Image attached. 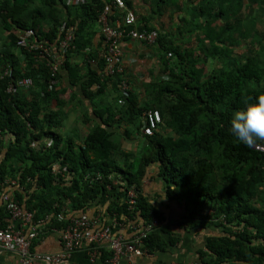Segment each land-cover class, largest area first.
Returning a JSON list of instances; mask_svg holds the SVG:
<instances>
[{"label":"trees","instance_id":"1","mask_svg":"<svg viewBox=\"0 0 264 264\" xmlns=\"http://www.w3.org/2000/svg\"><path fill=\"white\" fill-rule=\"evenodd\" d=\"M108 3L87 0L69 7L62 6V0H0V195L11 193L35 222H45L48 228L64 227L66 223L57 222L58 214H84L94 203L103 208V218L140 224L157 217L162 222L140 192L149 168L155 167L167 197L186 209L182 225L223 229L222 236L206 239L202 264H264V154L229 132L243 100L264 93L262 63L248 58L208 75L196 67L192 50L174 46L169 35L159 34L158 60L166 75L148 84L147 103L138 105L129 91L123 106L116 101L115 110L99 109L96 100L118 80L105 75L104 59L90 46L97 17ZM62 25L74 27L63 61L70 88L60 86L59 73L53 85L44 58L17 45L20 34L29 42L53 44ZM78 54L81 63L73 64ZM26 78L32 82L28 89L17 85ZM10 85L12 93L7 92ZM84 99L92 103L102 126L95 124L76 145L63 138L59 128L64 108L73 103L83 107ZM148 109L161 115L158 131L152 136L140 133L144 145L135 155L125 153L122 139L114 140L106 129L125 126L122 133L128 138L131 130L140 132L142 113ZM117 155L123 158L121 165L113 159ZM9 179L15 185L5 183ZM131 187L139 191L132 211L125 200ZM0 214L9 219L4 208ZM163 232L160 226L144 240L148 253L166 249Z\"/></svg>","mask_w":264,"mask_h":264},{"label":"crops","instance_id":"2","mask_svg":"<svg viewBox=\"0 0 264 264\" xmlns=\"http://www.w3.org/2000/svg\"><path fill=\"white\" fill-rule=\"evenodd\" d=\"M126 2L136 14V28L151 29L150 31H156L158 36L167 34L174 46L192 50L194 59L197 61L196 67L205 74L210 75L217 70L229 68L233 63L245 62L248 58H256L264 67V0H126ZM120 17V13L110 12L112 24L117 19L120 20ZM92 32L90 46L94 53L98 54L96 57L102 58L105 45L97 23ZM156 42L147 45L125 38L121 45L122 62L129 83V91L136 96L140 106L147 103L145 91L148 84L166 75L161 73L163 67L158 60L160 54ZM86 51H89L88 48L84 52ZM81 60L78 54L72 58V63L79 64ZM92 66L95 68L96 62ZM81 67L85 68L83 64ZM59 75L60 86L70 88L68 72L63 66L59 70ZM113 81L115 86L111 82L104 96L96 100L100 105L99 109L115 110L117 108L115 103L119 98L116 87L118 81L117 79ZM76 90L78 91V88ZM83 102V107L73 103L64 108L65 115L59 128L62 137L71 138L76 145L83 143L95 124L102 126L101 120L93 113L92 103L87 99ZM130 128L127 127L128 130ZM124 129L125 126H122L117 131V126L114 125L106 130L113 133L114 140L122 139L121 148L125 153L135 155L144 145L140 132L133 129L131 130L133 133L127 138L122 133ZM113 159L118 165L123 162L121 155ZM156 174V168L150 167L141 183L140 192L163 219L161 227L164 232L161 234V239L168 242L164 251L142 256L129 254L111 260L106 257L109 254L108 242L104 240L101 243L100 254L94 262H90L83 249H80L71 253L62 264H202L200 252L206 251V239L222 236L223 229L207 224L196 228L186 223L182 225L187 215L184 205L167 197L165 183ZM111 177L116 180L117 175L112 174ZM7 181L15 185L14 180ZM22 191L23 189L19 190L20 193H25ZM2 208L0 195V212ZM84 214L89 218L99 215L104 223L112 218L109 215L103 218V208L95 203ZM69 215L79 216L81 213L71 212ZM49 219L50 217H47L46 221ZM0 220L3 227L10 223L8 218L1 219V214ZM139 223L142 224L141 221ZM13 225L18 227L21 224L17 220L13 222ZM38 229V236L31 248L32 252L35 254L62 253L59 232L48 228L45 222L40 223ZM134 233L130 226L117 232L125 238H131ZM0 264L21 263L15 253L0 250Z\"/></svg>","mask_w":264,"mask_h":264},{"label":"built area","instance_id":"3","mask_svg":"<svg viewBox=\"0 0 264 264\" xmlns=\"http://www.w3.org/2000/svg\"><path fill=\"white\" fill-rule=\"evenodd\" d=\"M87 0H62V4L69 7H78L86 4ZM115 11L120 13V20L117 19L114 24L110 19V12ZM136 14L130 9L126 0H109L106 7L99 13L97 24L100 27V32L103 36L104 51L102 58L104 59V73L108 77L118 78L116 83L120 98L117 100L119 106H123L125 98L129 94V83L126 78L125 67L122 62L121 45L125 38L137 41L143 44L152 45L156 42L158 33L156 31L139 30L136 28ZM60 39L53 44L29 42L28 36L19 35L17 45L25 48L30 52L37 51L39 56L44 58L48 67L52 84H56L55 76L59 73L65 54L67 53L73 39L74 27L62 25L59 28ZM171 53L167 57H171ZM90 63H95L91 59ZM9 70L4 72L7 75ZM18 86L28 89L32 82L30 79H22L17 82ZM14 87L9 86L7 92H14ZM142 126L140 133L143 136H152L158 131V126L161 123V115L158 110L148 109L142 113ZM51 141L48 142V145ZM255 151L264 154V141H258L253 146ZM99 178V176H97ZM9 183V181H5ZM13 184V182H10ZM139 191L135 187L129 188L126 193V204L132 211L137 204ZM1 202L10 223L3 227L0 220V250L4 252H13L18 255L21 264H62L67 257L80 249H83L85 256L90 262H94L102 249V241L108 242V251L112 254L111 260H116L121 256L133 254L142 256L148 254L144 247V240L155 229L161 226V221L157 217H153L149 222L129 223L125 224L119 221L116 217H112L106 223L103 222L99 215L89 218L85 214L79 216L64 214L57 215L58 223H66L63 228L52 230L59 232L62 244V253L57 254H35L31 248L34 240L38 236V225L42 222H35L33 214L24 211L22 206L13 199L11 193L4 192L1 195ZM19 221L21 224L14 227L13 222ZM130 226L135 231L131 238H125L121 234H117ZM169 264H192V263H169Z\"/></svg>","mask_w":264,"mask_h":264},{"label":"clouds","instance_id":"4","mask_svg":"<svg viewBox=\"0 0 264 264\" xmlns=\"http://www.w3.org/2000/svg\"><path fill=\"white\" fill-rule=\"evenodd\" d=\"M244 107L234 112L229 132L246 147H253L257 141H264V93L246 97Z\"/></svg>","mask_w":264,"mask_h":264}]
</instances>
